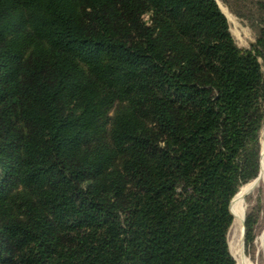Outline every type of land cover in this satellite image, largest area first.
Listing matches in <instances>:
<instances>
[{
  "label": "trees",
  "instance_id": "1",
  "mask_svg": "<svg viewBox=\"0 0 264 264\" xmlns=\"http://www.w3.org/2000/svg\"><path fill=\"white\" fill-rule=\"evenodd\" d=\"M221 1L250 49L216 0H0V264H236L264 0Z\"/></svg>",
  "mask_w": 264,
  "mask_h": 264
},
{
  "label": "rangeland",
  "instance_id": "2",
  "mask_svg": "<svg viewBox=\"0 0 264 264\" xmlns=\"http://www.w3.org/2000/svg\"><path fill=\"white\" fill-rule=\"evenodd\" d=\"M216 1L218 2L222 12L226 15L228 22H229V26H230V31H231L232 35L234 36L236 42L238 43L239 47L242 49H250L251 44L253 42V34H252V31L250 30V28L247 26V24L245 22H243L241 19H239L238 17H236L235 15L230 13L228 8L224 5V3L221 0H216ZM144 19L147 21L149 19V16H145ZM120 108H121V104L116 103L115 106L113 107L111 113H110V116H114L115 113L118 110H120ZM260 143H261V154H262L260 160L263 161V157H264V127L261 131ZM261 165H262V162H261ZM262 183H264V181ZM249 184H247V185H249ZM247 185H245V186H247ZM244 187H242L241 190L239 191L238 197H239V195H240V193ZM260 187H261V185H260ZM260 187H258L253 193L248 195L249 192L252 190V189H250L245 195V217H244L245 218V230H246V214H247V209L249 206V203L247 200L248 197H252L253 203L258 204V209L261 213V225L264 226V190L260 191ZM263 235H264V231L262 232V234L260 236L257 237V239L255 241V244H256L255 253L251 252V248H250V245L248 244V239L246 236V231L244 234L243 227H242L243 253L245 255V258H246L248 264H264V240L262 239ZM240 238H241L240 233L236 230L235 223H234L233 226L231 227L230 233H229V247H230V252L233 255L235 260H236L235 254L239 250V247L241 245L240 242H242V238H241V240H240ZM236 264H238L237 260H236Z\"/></svg>",
  "mask_w": 264,
  "mask_h": 264
},
{
  "label": "bare ground",
  "instance_id": "3",
  "mask_svg": "<svg viewBox=\"0 0 264 264\" xmlns=\"http://www.w3.org/2000/svg\"><path fill=\"white\" fill-rule=\"evenodd\" d=\"M261 162H262L261 178L264 179V157H263V161H261ZM257 184H258V180H256V181L250 183L249 185L245 186L242 189L239 197L237 198L236 217H235V222L234 223H235L236 230L240 233V236L242 238V242H240L241 245L239 247V250L235 254L238 264H248V262H247V260L245 258V255L243 253V236H242V227H243V232H244V219H245L244 218L245 217V195L250 189H252L250 192L255 190ZM232 204H233V201H232ZM231 208H232V205H231ZM231 211H232V209H231ZM241 238H240V240H241Z\"/></svg>",
  "mask_w": 264,
  "mask_h": 264
},
{
  "label": "water",
  "instance_id": "4",
  "mask_svg": "<svg viewBox=\"0 0 264 264\" xmlns=\"http://www.w3.org/2000/svg\"><path fill=\"white\" fill-rule=\"evenodd\" d=\"M219 5V4H218ZM226 16V15H225ZM262 155V154H261ZM256 180H258V184H257V186H256V189L258 188V187H260V185L262 184V182L264 181V179H262L261 178V171H260V175H259V177L256 179ZM255 180V181H256ZM255 189V190H256ZM255 190H253L252 192H250L248 195H250L251 193H253ZM247 195V196H248ZM233 201V200H232ZM231 205H232V202H231ZM231 205H230V209H231ZM245 219H244V234H245ZM262 239L264 240V235H263V237H262Z\"/></svg>",
  "mask_w": 264,
  "mask_h": 264
}]
</instances>
